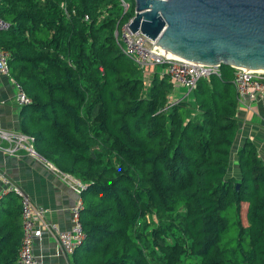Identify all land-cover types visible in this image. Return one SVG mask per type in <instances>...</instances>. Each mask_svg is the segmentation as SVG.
Masks as SVG:
<instances>
[{"label": "trees", "instance_id": "trees-1", "mask_svg": "<svg viewBox=\"0 0 264 264\" xmlns=\"http://www.w3.org/2000/svg\"><path fill=\"white\" fill-rule=\"evenodd\" d=\"M134 16L121 0H0L10 25L0 49L31 101L22 134L84 186L72 264H264V161L252 142L238 153L241 178L230 177L234 68L172 99L171 77L152 72L166 66L141 70L116 36ZM230 221L238 233L226 243ZM22 236L20 199L8 194L0 264H20Z\"/></svg>", "mask_w": 264, "mask_h": 264}, {"label": "water", "instance_id": "water-1", "mask_svg": "<svg viewBox=\"0 0 264 264\" xmlns=\"http://www.w3.org/2000/svg\"><path fill=\"white\" fill-rule=\"evenodd\" d=\"M133 1L130 31L169 56L264 71V0Z\"/></svg>", "mask_w": 264, "mask_h": 264}, {"label": "built area", "instance_id": "built-area-1", "mask_svg": "<svg viewBox=\"0 0 264 264\" xmlns=\"http://www.w3.org/2000/svg\"><path fill=\"white\" fill-rule=\"evenodd\" d=\"M121 2L124 13H126L130 8V4L125 0H121ZM65 7L63 3L62 8ZM131 21L132 19L123 26L120 32L117 31L116 36L123 45L125 54L141 70H146L151 66L165 65L166 73L171 77L175 86L185 89L188 94L195 89L199 80L209 78L212 75L221 77V66L199 65L164 53L161 47H157L145 35L132 33L129 29ZM9 27L10 25L0 17V32L7 31ZM234 70L235 78L233 83L239 97V104H244L246 101L254 102L264 99V71L245 68H234ZM0 75L10 76L8 54L1 49ZM13 82L17 90V106L20 108L28 106L31 101L25 91L14 80ZM1 142H5L7 146L3 147L0 144V150L8 154L14 155L21 149H26L32 155H38L33 147L34 140L24 134L0 129ZM62 176L79 196L78 201L71 209V227L68 230H62L58 225L49 222L47 220L48 211L44 207L33 203L22 188L0 167V204L8 194H15L19 197L22 206L23 236L19 251L20 264H44L35 254L34 246L36 242L42 240L45 236L54 238L66 257H72L76 249L85 241V232L81 221V212L83 210L81 193L84 186L72 177L64 174Z\"/></svg>", "mask_w": 264, "mask_h": 264}, {"label": "crops", "instance_id": "crops-1", "mask_svg": "<svg viewBox=\"0 0 264 264\" xmlns=\"http://www.w3.org/2000/svg\"><path fill=\"white\" fill-rule=\"evenodd\" d=\"M16 86L8 75H0V129L22 134L20 111L16 104ZM188 96L182 88L175 86L172 99ZM239 133L232 150L230 177L240 179L238 163L239 150L252 142L260 158L264 161V99L246 101L238 108ZM5 147V142L0 143ZM1 169L17 184L24 193L38 206L44 207L47 220L58 225L62 230L71 227V209L79 199L62 174L42 159L21 149L14 155L0 150ZM35 254L44 264H72L71 257H66L56 240L45 236L36 242Z\"/></svg>", "mask_w": 264, "mask_h": 264}, {"label": "rangeland", "instance_id": "rangeland-1", "mask_svg": "<svg viewBox=\"0 0 264 264\" xmlns=\"http://www.w3.org/2000/svg\"><path fill=\"white\" fill-rule=\"evenodd\" d=\"M126 1H128L131 5H134L135 6V3H134V1L133 0H126ZM155 70H159V71H161L162 73H164V72H166L167 71V69L165 68V67H161V69H159L158 67H155V68H153L152 69V72H154ZM146 78V80H147V78L148 77H145ZM180 89V88H179ZM185 90V89H184ZM187 93V92H186ZM187 96H185V97H183V98H186ZM35 148H36V150H37V152H38V150H40V146L39 145H37V146H35ZM228 214H226L225 216L226 217H228L227 216ZM230 215V214H229ZM151 221H153V220H151ZM157 221V220H156ZM230 229H228L229 231L227 232V234H226V238H225V242L226 243H230V241H232V240H234L235 238H236V236H237V233H238V229H237V227H236V225H233V222H231L230 221Z\"/></svg>", "mask_w": 264, "mask_h": 264}]
</instances>
